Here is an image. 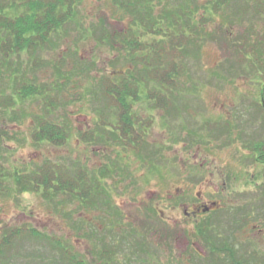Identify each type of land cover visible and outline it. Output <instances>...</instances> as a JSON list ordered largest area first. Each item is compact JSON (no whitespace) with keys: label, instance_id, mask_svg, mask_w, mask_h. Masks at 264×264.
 I'll return each instance as SVG.
<instances>
[{"label":"rangeland","instance_id":"1","mask_svg":"<svg viewBox=\"0 0 264 264\" xmlns=\"http://www.w3.org/2000/svg\"><path fill=\"white\" fill-rule=\"evenodd\" d=\"M160 1L150 5L156 15L194 11L214 40L175 52L180 74L168 108L138 103L136 122L152 121L138 152L126 153L108 140L119 110L102 90L107 78L119 83L118 73L129 69L124 49H114L108 39L133 21L115 0H79L66 35L36 56L25 52L6 60L0 54V244L11 231L17 237L32 228L90 264H230V254L219 251L224 245L239 255L264 256V217L234 212L246 207L250 190L244 173L250 141L264 136L254 108L259 86L252 83L262 69L248 74L251 45L264 35V16L256 13L264 0H237L245 4L240 11L226 5L214 11V0ZM22 83L48 85V97L20 98ZM40 120L64 125L67 140L56 146L34 139ZM94 132L96 143L85 142V134ZM80 169L89 182L76 180ZM48 174L59 176L62 190L44 185ZM126 174L136 186L123 185ZM224 180L229 192L218 194ZM214 201L220 209L194 214L198 205ZM52 248L17 237L0 264H47ZM106 251L113 253L110 260L103 258Z\"/></svg>","mask_w":264,"mask_h":264},{"label":"trees","instance_id":"2","mask_svg":"<svg viewBox=\"0 0 264 264\" xmlns=\"http://www.w3.org/2000/svg\"><path fill=\"white\" fill-rule=\"evenodd\" d=\"M156 1L160 5L162 4L160 0H115L114 2L128 12L133 19L128 30H124L122 35L113 34L108 39L114 49H124L129 69L127 73H118L121 74L118 76L121 79L119 83L111 82V78H107L106 85L102 90L103 96L107 98L108 102L110 100L111 104H115V108L119 110L117 123L113 124L109 130L112 137L108 140H113L120 146L140 145V139L136 135L128 133L134 129L122 128V122L130 120L131 116L135 114L133 108L141 99H156L157 105L163 108H168L171 105L170 102H173L172 99H175L170 98L172 87L176 82L177 75L180 74L178 63L175 60V52L179 53L189 43L200 42L214 36V33L212 31L210 33L207 27L205 30V27L201 25L202 21L196 23V18H194L196 12L194 11H188L189 14L185 11H181L180 14L166 11L156 15L153 9ZM213 2L214 11L222 9L225 5L233 6V9L240 11V6L245 5L237 0H214ZM78 4L79 0H26L20 3L15 0H0V54L6 60L12 54L20 55L25 52L36 56L38 52L55 46L60 40L58 38L66 35L65 32L68 31L69 23L72 22L76 14ZM208 4L212 3L208 2ZM145 5L149 7H145ZM260 5L262 10L256 9V13L259 12L258 14L264 16V4ZM212 40L214 39L212 38ZM169 44H171V51L168 48ZM151 87L154 88L153 91L150 90ZM48 92V85L38 87L33 83L26 85L22 83L18 87L16 95L20 98H25L28 95L46 97ZM128 125L132 126L131 122ZM105 126L106 124L103 125V127ZM68 134L64 125L40 120L34 139L40 141L46 139L59 146L67 140ZM132 136L134 138L131 139ZM96 138V134H85V142H94ZM104 142H106V137ZM78 171L76 180H86L87 171L82 169ZM81 172H84L85 175H78ZM66 175L69 176L67 173ZM58 179V175L50 177L48 174V177L43 179L44 185L54 192L60 191L64 186ZM34 182L37 183L36 180ZM89 184L85 183L87 188L90 186ZM38 187L39 185H37ZM74 191L75 189L73 193ZM99 193L101 194V192ZM14 232L15 230L11 231L3 238L0 244V257L2 255L5 257V252L10 250L17 237L18 240L29 237L31 240H41V242H46V245L53 246L52 260L47 264H90L85 259H79L71 253L61 240L44 235L36 229H29L27 234L19 232L17 237L13 235ZM48 249L51 250V248ZM54 251L59 255H55ZM219 251L230 254V264H264V256L247 252V254L240 253L239 255L237 248L229 245L222 246ZM112 255V252L106 251L103 258L110 260ZM213 264L226 263L215 260Z\"/></svg>","mask_w":264,"mask_h":264},{"label":"flooded vegetation","instance_id":"3","mask_svg":"<svg viewBox=\"0 0 264 264\" xmlns=\"http://www.w3.org/2000/svg\"><path fill=\"white\" fill-rule=\"evenodd\" d=\"M251 58H249L251 60V62H253V64H251V66H249V72L248 74H253L256 72L258 69H262V72H260V76H258V80L256 82L252 81L253 84L258 85L259 87V93H257L259 95V97L257 98V105H254V108L258 114V120L260 121V125H259V129L261 131H264V35H262V37L260 36L257 41H253V45H251ZM253 69V70H251ZM253 71V73H252ZM258 90V89H257ZM256 90V91H257ZM144 101H148V102H152L154 104H157V100L156 99H141L139 101V103L141 104ZM256 104V103H255ZM138 105V103L136 104V106ZM142 105V104H141ZM136 106L135 108H133V111H135L136 113ZM132 115V114H131ZM135 114H133L130 118V120H126L125 122H122L123 126L122 128H130V129H134V131H129L128 133L130 135L134 134L136 135V137L138 139H140V145L139 146H126V145H122V149L126 150V153L129 152L130 150H136L137 152L140 151L141 149L145 148L144 146L141 145V142L145 139V137H147L148 135H151L152 132V127H150L152 125V121H150V124H148L149 126H144L141 123V119L139 118V123L136 122L135 120ZM153 120V119H151ZM129 122H131V125H128ZM126 123V124H125ZM93 134H96L95 132ZM98 134V133H97ZM3 136H7L3 135ZM101 136V135H100ZM134 138V136L131 137V139ZM89 144H95L96 142H88ZM250 145L247 149V162L245 163V170L244 173L246 174V181H247V185L250 187V190L248 192H246V207H238L235 208L236 210H234L235 213L241 214V211H246L250 214L251 217H264V136L261 140H254L252 139L250 141ZM124 157V156H123ZM152 164V162H151ZM153 165V164H152ZM17 173H19L17 171ZM13 176V175H10ZM130 180V183H127V181ZM135 179L133 177H129L127 179V174L122 178V183L123 185H129V184H133L135 185ZM127 183V184H126ZM227 181L224 180L222 181V187L223 189H221V192H217L218 194H224L226 195L228 191V187H227ZM136 186V185H135ZM134 190V189H133ZM133 190H129L126 193L129 194L131 192H134ZM227 190V191H225ZM252 190V191H251ZM122 193H124V190H122ZM231 193V192H230ZM170 198L174 197V194L169 196ZM176 199V198H174ZM238 205V204H237ZM196 211L194 212V214H196V216L200 213H210L213 211H216L217 209H220V204L217 202H210L209 204H200L198 205V207H195ZM185 215L187 217L191 216L192 214H190L189 212V207L187 205H185V211H184ZM259 227V226H257ZM261 234L264 235V230L261 229L259 231ZM155 233V232H153ZM140 243L137 245L140 246H144L146 244L145 241H139ZM136 243V242H134ZM190 245V242L187 241L184 244V249L187 250L188 246ZM199 246V244H198ZM197 246V247H198ZM199 249V253L204 254L205 252H202V248L198 247ZM148 252L150 253H154L155 248L153 247H148ZM145 254H147L146 251ZM141 252H138V257L136 256L135 259H140L141 256Z\"/></svg>","mask_w":264,"mask_h":264}]
</instances>
